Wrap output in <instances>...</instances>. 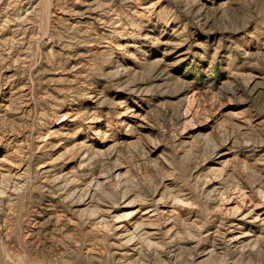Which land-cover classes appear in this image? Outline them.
Masks as SVG:
<instances>
[{
	"label": "rangeland",
	"instance_id": "1",
	"mask_svg": "<svg viewBox=\"0 0 264 264\" xmlns=\"http://www.w3.org/2000/svg\"><path fill=\"white\" fill-rule=\"evenodd\" d=\"M235 208L264 218V0H0V264H264Z\"/></svg>",
	"mask_w": 264,
	"mask_h": 264
},
{
	"label": "bare ground",
	"instance_id": "2",
	"mask_svg": "<svg viewBox=\"0 0 264 264\" xmlns=\"http://www.w3.org/2000/svg\"><path fill=\"white\" fill-rule=\"evenodd\" d=\"M95 196V195H94ZM89 197V196H88ZM88 200H86L85 201V198H84V201H85V203H92V199H93V197H89V198H87ZM83 202V201H82ZM226 202V201H225ZM228 202H230L229 200H228ZM84 203V204H85ZM227 203V202H226ZM83 204V203H82ZM88 206V205H87ZM226 206V205H225ZM239 207V206H238ZM243 207V206H242ZM245 208V207H244ZM237 208H235L234 209V211L236 210ZM240 209V208H239ZM239 209H237L236 211H238V212H236V214H233V215H241V218L239 219L240 220V223L239 224H236V225H234V226H236V227H238V228H242V225L243 224H246V223H248V222H251L250 224H255V223H257V222H262V224L264 223V218H263V214H261V213H257V211H256V209H247V210H239ZM154 210H148V211H146L145 213H144V215L145 214H150V213H152ZM110 214V213H109ZM94 215V214H93ZM232 217V216H231ZM234 217H236V216H234ZM232 225V224H231ZM261 226H263V225H261ZM262 228V227H261ZM136 230L137 231H139L140 233L141 232H143V233H141V235H147L148 237H150V236H152V234L150 233V232H148V231H146V232H144V230H143V228L142 227H140V226H136ZM136 230H135V232H136ZM230 232H231V230H230ZM225 233V232H224ZM155 234V233H154ZM153 234V235H154ZM223 235V234H222ZM146 236V237H147ZM155 236V235H154ZM246 236H249V233H245V235L244 236H241L240 235V237L239 236H237V237H233L232 239H230L231 240V242H235V241H239V239H241V238H245ZM252 236V235H251ZM138 237H140L139 235H138ZM147 237V238H148ZM222 237V236H221ZM224 237V236H223ZM142 238V237H141ZM149 239V238H148ZM155 239V238H154ZM217 239V238H216ZM222 239V238H221ZM224 239V238H223ZM218 240V239H217ZM149 241H151V240H149ZM148 241V242H149ZM227 241V240H226ZM228 241H229V238H228ZM237 241V242H238ZM224 242V241H223ZM150 244V243H149ZM174 246V245H173ZM228 246H229V244H228ZM231 247V246H230ZM224 249V248H223ZM228 249H230V248H228ZM228 252V251H227Z\"/></svg>",
	"mask_w": 264,
	"mask_h": 264
}]
</instances>
